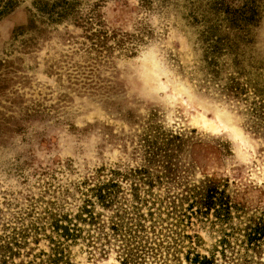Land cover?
<instances>
[{"label": "rangeland", "instance_id": "obj_1", "mask_svg": "<svg viewBox=\"0 0 264 264\" xmlns=\"http://www.w3.org/2000/svg\"><path fill=\"white\" fill-rule=\"evenodd\" d=\"M195 254L264 264V0H0V264Z\"/></svg>", "mask_w": 264, "mask_h": 264}, {"label": "trees", "instance_id": "obj_2", "mask_svg": "<svg viewBox=\"0 0 264 264\" xmlns=\"http://www.w3.org/2000/svg\"><path fill=\"white\" fill-rule=\"evenodd\" d=\"M217 193H210L208 194L204 202L202 203L205 210L208 211L211 208H214L216 205H218L217 209L215 210L216 218H218L221 222L224 223V221L230 219L231 214V207L227 204V202L224 200H221V194L216 198ZM215 196V199L213 197ZM66 230V229H64ZM262 235V232L260 229L255 228L254 230L250 231L248 235V240L251 242L252 240H256V238H260ZM65 237L72 236L71 234L64 235ZM228 235L223 236L221 241L219 242V245L224 246L226 243V238ZM230 236V234H229ZM186 260L191 264H213L212 258H207L205 256H200L198 254H195L192 258L186 257Z\"/></svg>", "mask_w": 264, "mask_h": 264}, {"label": "bare ground", "instance_id": "obj_3", "mask_svg": "<svg viewBox=\"0 0 264 264\" xmlns=\"http://www.w3.org/2000/svg\"><path fill=\"white\" fill-rule=\"evenodd\" d=\"M220 119V118H219ZM222 122H223V120H222Z\"/></svg>", "mask_w": 264, "mask_h": 264}]
</instances>
